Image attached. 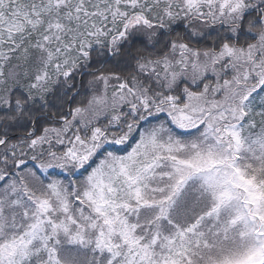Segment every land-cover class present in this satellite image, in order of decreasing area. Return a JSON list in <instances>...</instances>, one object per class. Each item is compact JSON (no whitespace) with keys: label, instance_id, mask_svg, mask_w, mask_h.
<instances>
[{"label":"snow or ice","instance_id":"snow-or-ice-1","mask_svg":"<svg viewBox=\"0 0 264 264\" xmlns=\"http://www.w3.org/2000/svg\"><path fill=\"white\" fill-rule=\"evenodd\" d=\"M0 264H264V0H0Z\"/></svg>","mask_w":264,"mask_h":264}]
</instances>
